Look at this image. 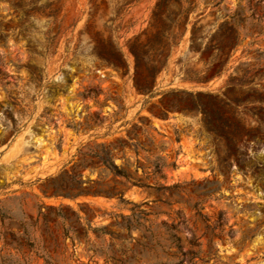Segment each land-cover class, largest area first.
Instances as JSON below:
<instances>
[{
  "label": "rangeland",
  "instance_id": "1",
  "mask_svg": "<svg viewBox=\"0 0 264 264\" xmlns=\"http://www.w3.org/2000/svg\"><path fill=\"white\" fill-rule=\"evenodd\" d=\"M46 1L0 0V264H264V0H194L153 97L133 88L126 44L156 0H57L53 18ZM196 20L199 47L239 23L220 76L195 88L251 80L258 116L242 117L262 138L243 142V172L219 171L199 117L162 116L163 92L194 86L185 71H214L189 50ZM93 25L128 75L100 64Z\"/></svg>",
  "mask_w": 264,
  "mask_h": 264
},
{
  "label": "trees",
  "instance_id": "2",
  "mask_svg": "<svg viewBox=\"0 0 264 264\" xmlns=\"http://www.w3.org/2000/svg\"><path fill=\"white\" fill-rule=\"evenodd\" d=\"M135 0H124L127 5ZM57 0H49L41 7V14L53 18L55 9L53 5ZM95 0H93V5ZM194 10V0H156L148 24V28L140 34L127 40V51L132 57V73L130 78L136 92L153 97L156 78L166 68L170 49L175 45V38L179 29L181 33L186 31L189 23V14ZM192 24L189 36L190 51L210 50V58L205 64L213 67L211 75L198 72L185 71L181 81L194 84L190 89L172 88L163 92L169 102L162 103V116L166 117L168 112L178 111L184 115L199 117L204 132L212 139L213 152L217 157L218 169L224 174L232 168L235 162L236 170L243 172L246 165L240 159L245 154L243 150L244 141L261 140L260 124L251 126L246 123L242 113H247L256 118L257 107L249 93L251 80H242L229 75L223 86L217 90L196 89V85H204L214 77L220 76L229 58V49L239 42L237 27L239 23L224 22L225 29L221 34H213L218 37L215 44L208 40L203 47L202 39L198 41L197 30ZM94 53L102 66L110 68L125 76L129 74V64L118 46V43L110 33L103 38L99 32H94ZM225 39V43L223 40ZM232 41V43H231ZM198 42V43H197ZM198 44V47H197ZM230 45V48H229ZM248 89V90H246ZM261 104V101H257ZM260 116V115H259ZM262 116V115H261ZM259 123L264 122L259 117ZM107 168L113 177L127 178L126 173L119 169L111 160L109 152L105 153Z\"/></svg>",
  "mask_w": 264,
  "mask_h": 264
}]
</instances>
